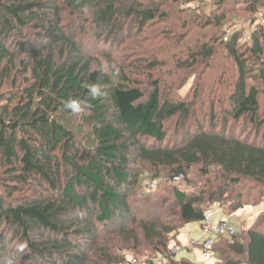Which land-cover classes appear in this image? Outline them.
Returning <instances> with one entry per match:
<instances>
[{
  "label": "trees",
  "instance_id": "obj_1",
  "mask_svg": "<svg viewBox=\"0 0 264 264\" xmlns=\"http://www.w3.org/2000/svg\"><path fill=\"white\" fill-rule=\"evenodd\" d=\"M213 1L198 15L194 0H0V264H195L172 250L180 230L201 227L214 205L250 206L241 192L224 204L242 180L264 190V26L245 43L225 30L236 7L257 12L264 0ZM197 27L207 33L190 44ZM79 31L109 49L135 33L137 45L112 60ZM151 39L172 55L144 48ZM86 83L106 95L92 99ZM70 96L83 113L64 109ZM194 170L221 182L197 193ZM262 219L217 237L211 264H264Z\"/></svg>",
  "mask_w": 264,
  "mask_h": 264
},
{
  "label": "rangeland",
  "instance_id": "obj_2",
  "mask_svg": "<svg viewBox=\"0 0 264 264\" xmlns=\"http://www.w3.org/2000/svg\"><path fill=\"white\" fill-rule=\"evenodd\" d=\"M137 1L143 4L145 3V1H149V0H137ZM242 4L243 5L246 4V1H241L238 4V6ZM214 6L216 7V3L213 0H194V2H192L190 7L189 6L187 7L190 8V11H192V13L202 15L204 12L210 13V11H214L215 10ZM235 9L236 10H233V12L230 13L231 25H227L225 27V30L227 29V31H230V34L228 33L226 34L227 38H229V36L235 33L236 31L241 30L243 31V34H244V36L242 37V42L244 43L248 42L251 33L256 29V27L258 25L264 26V8H260L257 12L250 10V9L244 10L243 7H238V8L236 7ZM203 31H201L200 27L195 28L194 31L190 34V36L186 39V41H189L193 38L192 42L190 43L192 44L196 42L198 39L205 37L207 31L205 32ZM127 33L128 32L124 34V37L122 35L121 39L118 37V40H116V42L118 43H116V46H112L110 49L108 47V45L110 44L108 40L105 43H101V41H99L98 39L95 40L92 36H88V39H87L84 36L82 31L81 32L79 31V39H83L84 43L86 42L87 50L93 49L96 51V54H97L99 53V51H103L105 49L103 52H106L108 54L109 52L112 53L111 55V57L113 58L112 60L114 59L119 60V59L126 58V54L122 50V47L126 45L127 43L131 44V41H133L136 37L135 33H132L129 37ZM137 40L139 39L137 38ZM143 44H144V48L151 49L153 54H155L159 59L167 60L169 58V55L170 56L172 55L171 54L172 52L170 54L163 52L162 48L167 49L169 47L170 51H174L172 45H169V44L165 45L164 43H159L158 39L157 40L151 39L147 41V43L144 42ZM131 45L136 46L137 43L135 42L134 44H131ZM98 61L102 63L103 60H98ZM171 61H169V64L167 63V65H172ZM220 61H221V57L219 56L218 58H216L213 65H215V63H216V66L220 65ZM208 64L204 65L202 68H204ZM95 67H96V64H95ZM169 68H173V67L168 66L164 68V70L169 71ZM221 75H222L221 71L218 72V70L215 69L213 72L212 70L208 74L209 83L207 82V84L211 86L212 85L217 86L219 84L217 81V78ZM201 76L202 74H198V77L196 79V74H195L194 77H192L189 80L186 87L183 90H181L182 96L183 95L187 96L189 94H192L191 93L192 88L195 89V84L199 83L198 78L200 79ZM168 83H170V80L168 81ZM213 86L210 88V90L213 88ZM221 91L225 93L224 90L219 89V93H221ZM204 111H207V108L204 109ZM250 129L252 131L249 133V135H251L253 131L255 130L254 128H250ZM198 172L199 171L194 170L193 172L190 171L189 173L194 179L193 191H197V193H199L200 191L204 189H207V187H209V189H212L213 186H216L218 183L221 182V179L220 178L218 179L216 172L212 173V175H210L209 178L207 179L204 178V176L202 177L199 176ZM145 187L148 189L147 190L148 192L152 191V193L154 191H158V192L163 191L162 188L157 187L156 189V187L153 185L145 184ZM239 192L243 193L245 204L246 205L250 204V206H246L244 210L243 209L238 210L231 215L230 214L225 215V214H222V212L220 211L219 204L214 205L213 208L209 211L208 215L213 219V221H215V223L222 221L221 219H225L229 221L233 226L238 228V230L248 229L252 225L254 226L255 224H257L261 216L264 214V190L260 188L258 185H256V183L251 180H242L239 185L234 186V188L231 189V191L229 192L227 196L228 199L225 200L224 204L231 202V200L233 202L235 200V196H237ZM239 202L240 201H238V203ZM263 221L264 219L261 220V222ZM199 225L200 224H198L197 222L190 223V225L187 226L183 231H181V233L177 237V240L175 241L174 246L172 245L173 247L172 250L177 252V256H176L177 260L186 259V260L194 262L195 264H211L213 262V261H206L204 259L203 252L200 249V247H197V246L194 247L191 245L192 242H195L196 244H201L203 240V236H204L203 233L201 231L200 232L197 231V228L199 227Z\"/></svg>",
  "mask_w": 264,
  "mask_h": 264
},
{
  "label": "built area",
  "instance_id": "obj_3",
  "mask_svg": "<svg viewBox=\"0 0 264 264\" xmlns=\"http://www.w3.org/2000/svg\"><path fill=\"white\" fill-rule=\"evenodd\" d=\"M228 34H230V32H228ZM182 178L183 177H176L175 182L180 181ZM201 231L204 235L201 242V249L206 261H211L216 257L215 245L217 237H232L237 233L235 226L228 221L222 220L215 223L210 216H207L203 221ZM132 264H136V261H133Z\"/></svg>",
  "mask_w": 264,
  "mask_h": 264
},
{
  "label": "clouds",
  "instance_id": "obj_4",
  "mask_svg": "<svg viewBox=\"0 0 264 264\" xmlns=\"http://www.w3.org/2000/svg\"><path fill=\"white\" fill-rule=\"evenodd\" d=\"M85 11L87 10L85 9ZM109 70L116 75H118L120 71L118 65L115 63L109 64L108 62H105L101 65V71L108 72ZM83 86L86 88L88 96H90L92 99H99L106 95V93L102 91V85L99 83H86ZM86 106V101L71 96L68 97L63 103L64 109L73 115H79L83 113ZM26 246V244L21 245V251ZM8 264H14V260L10 259Z\"/></svg>",
  "mask_w": 264,
  "mask_h": 264
},
{
  "label": "crops",
  "instance_id": "obj_5",
  "mask_svg": "<svg viewBox=\"0 0 264 264\" xmlns=\"http://www.w3.org/2000/svg\"><path fill=\"white\" fill-rule=\"evenodd\" d=\"M220 211L222 212V214H225V215H227L226 213H224L221 209H220ZM221 220H224V221H227V220H225V219H221ZM229 222V221H228ZM230 223V222H229ZM190 225V224H189ZM188 224L182 229V230H180V233H181V231H183L187 226H189ZM197 231H201V227H200V225H199V227L197 228ZM202 232V231H201ZM179 233V234H180ZM179 236V235H178ZM176 244H177V242H176ZM192 246H197V247H200V249H201V244H196L195 242H192V244H191ZM202 250V249H201ZM176 256H177V252H176ZM177 259V258H176ZM194 263V262H193Z\"/></svg>",
  "mask_w": 264,
  "mask_h": 264
}]
</instances>
